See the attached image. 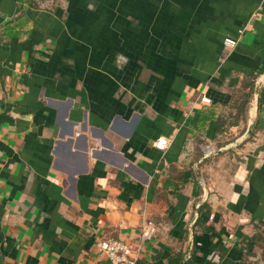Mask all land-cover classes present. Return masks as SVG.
<instances>
[{
    "label": "crops",
    "instance_id": "obj_1",
    "mask_svg": "<svg viewBox=\"0 0 264 264\" xmlns=\"http://www.w3.org/2000/svg\"><path fill=\"white\" fill-rule=\"evenodd\" d=\"M30 3L0 0V264L149 222L137 264H264V0Z\"/></svg>",
    "mask_w": 264,
    "mask_h": 264
},
{
    "label": "built area",
    "instance_id": "obj_2",
    "mask_svg": "<svg viewBox=\"0 0 264 264\" xmlns=\"http://www.w3.org/2000/svg\"><path fill=\"white\" fill-rule=\"evenodd\" d=\"M225 44L234 47L237 41L231 38L226 39ZM200 100L204 103H211V98L202 95ZM169 139L160 137L155 145L160 150H166L169 146ZM155 226L152 222L147 223L142 229V240L139 243H131L121 238H109L100 242V248L110 261V264H137L139 253L142 249L141 245L145 240H149L155 233ZM189 256L186 257L188 259Z\"/></svg>",
    "mask_w": 264,
    "mask_h": 264
},
{
    "label": "trees",
    "instance_id": "obj_3",
    "mask_svg": "<svg viewBox=\"0 0 264 264\" xmlns=\"http://www.w3.org/2000/svg\"><path fill=\"white\" fill-rule=\"evenodd\" d=\"M26 1H30L31 2L30 4L33 5V6H35V5L39 4L40 2H42L43 0H26ZM242 94L244 96L248 97V93L247 92H243ZM243 111H244V106H240V108H239V114H242ZM229 122H232V121H229Z\"/></svg>",
    "mask_w": 264,
    "mask_h": 264
}]
</instances>
